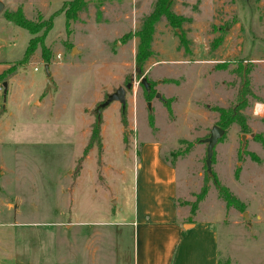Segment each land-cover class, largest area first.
Listing matches in <instances>:
<instances>
[{
    "label": "rangeland",
    "instance_id": "rangeland-1",
    "mask_svg": "<svg viewBox=\"0 0 264 264\" xmlns=\"http://www.w3.org/2000/svg\"><path fill=\"white\" fill-rule=\"evenodd\" d=\"M1 1L0 75L13 70L0 95V264H133L132 228L119 223L133 214L130 154L151 139L176 170L181 220L197 224L194 236L216 233L218 264H264V0H168L183 19L155 23L140 71L134 33L157 0H86L68 27L59 10L73 0ZM18 9L39 24L52 17L23 64L44 29L8 21ZM129 82L125 110L114 101L98 117L97 105ZM234 108L247 128L222 126L219 109ZM98 118L101 145L84 154ZM214 125L225 134L209 173L204 139Z\"/></svg>",
    "mask_w": 264,
    "mask_h": 264
},
{
    "label": "crops",
    "instance_id": "crops-1",
    "mask_svg": "<svg viewBox=\"0 0 264 264\" xmlns=\"http://www.w3.org/2000/svg\"><path fill=\"white\" fill-rule=\"evenodd\" d=\"M161 148L159 141L145 140L130 154L134 166L133 214L119 226L132 228L133 264H198L197 256L203 264H218L216 233L208 227L194 236L197 224L181 220L175 201L176 170L164 159ZM126 208L125 203L120 211L125 213Z\"/></svg>",
    "mask_w": 264,
    "mask_h": 264
},
{
    "label": "trees",
    "instance_id": "trees-1",
    "mask_svg": "<svg viewBox=\"0 0 264 264\" xmlns=\"http://www.w3.org/2000/svg\"><path fill=\"white\" fill-rule=\"evenodd\" d=\"M85 1L86 0H73L72 3L70 2L69 6L63 7L62 9L59 10V12H63L65 16V25L68 27L72 21H77L78 20V15L79 12H81L84 7H85ZM168 0H157L155 3V8L154 10L147 16L142 21L141 27L134 33L137 38V50H136V55H135V61L137 65L138 71L143 66L145 61L152 56V49H151V42H152V33H153V28L154 25L157 21H159L162 17H164L170 24L177 25L182 21V17L176 16L174 12H172L168 6H166ZM7 20L14 23L15 25L28 30L29 33L31 34H36L38 33L41 29L43 30V34L40 37H33L29 40V43L25 49L24 52V57L21 63H26L31 55L34 53L37 44H41L43 39H45L47 32L51 28V18L47 21H42V23H35L34 21H31L27 19L21 9H18L14 13L7 14L6 16ZM183 42V41H182ZM220 42V40H218ZM42 49V55L44 56L46 54V48L44 45H41ZM13 70V66L9 67L6 72H4L2 75H0V82H2V79H4L8 73H10ZM250 71V68L246 69V72L248 73ZM249 79H247L248 83ZM144 90L146 92L147 89L144 87ZM245 91L252 95L251 89L247 86L245 87ZM238 108H234L230 110L229 114H225L226 112L223 109H219V111L223 112V116L225 117L223 121V127H226L230 124L236 123L238 124L242 129L247 128L246 127V119L245 117H242L239 112ZM150 124H152V117L149 118ZM97 144L99 147L101 145V136H100V122L99 118L98 121L93 123L91 126V133L89 137V143L88 146L84 150V154L86 151L92 146ZM213 158V157H212ZM214 177V183L216 187L219 189V191L223 194L224 200L227 202V204H231L232 202L236 201V198L225 188L223 187L218 179L216 178L215 174H212ZM206 192V187H203L201 191V195H204Z\"/></svg>",
    "mask_w": 264,
    "mask_h": 264
},
{
    "label": "water",
    "instance_id": "water-1",
    "mask_svg": "<svg viewBox=\"0 0 264 264\" xmlns=\"http://www.w3.org/2000/svg\"><path fill=\"white\" fill-rule=\"evenodd\" d=\"M4 8V3L0 0V12L3 10ZM74 51V50H73ZM44 71L45 74L47 76V84L48 85H52V78L50 75V71H49V65L46 63L44 64ZM141 82L146 86L148 83L146 81V77H142L141 78ZM132 87V83L129 82L125 87H119L117 88L114 92L108 94L107 98L101 102L100 104L97 105L95 111L99 117L100 112L103 108L107 107L108 105H110L112 102L114 101H118L121 104V108L122 111L125 110L126 108V91L127 89ZM6 82L3 83V92L6 93ZM157 98H160V94L157 93L156 95ZM148 107L150 108V103H148ZM225 134V129L222 128L219 125H214L211 128L210 131V136L204 139V142L206 143V169L207 172H211V166H212V157L214 155V149L216 144L218 143L219 139ZM244 216L246 217V213L244 214ZM185 227H188V225H186Z\"/></svg>",
    "mask_w": 264,
    "mask_h": 264
},
{
    "label": "flooded vegetation",
    "instance_id": "flooded-vegetation-1",
    "mask_svg": "<svg viewBox=\"0 0 264 264\" xmlns=\"http://www.w3.org/2000/svg\"><path fill=\"white\" fill-rule=\"evenodd\" d=\"M142 86L146 87L147 91H150L151 87L147 84L146 86L143 84ZM157 95V93L155 94V96ZM160 99H162L161 95H160Z\"/></svg>",
    "mask_w": 264,
    "mask_h": 264
},
{
    "label": "built area",
    "instance_id": "built-area-1",
    "mask_svg": "<svg viewBox=\"0 0 264 264\" xmlns=\"http://www.w3.org/2000/svg\"><path fill=\"white\" fill-rule=\"evenodd\" d=\"M3 93V83L0 82V95Z\"/></svg>",
    "mask_w": 264,
    "mask_h": 264
},
{
    "label": "bare ground",
    "instance_id": "bare-ground-1",
    "mask_svg": "<svg viewBox=\"0 0 264 264\" xmlns=\"http://www.w3.org/2000/svg\"><path fill=\"white\" fill-rule=\"evenodd\" d=\"M257 108H258V106H257Z\"/></svg>",
    "mask_w": 264,
    "mask_h": 264
}]
</instances>
